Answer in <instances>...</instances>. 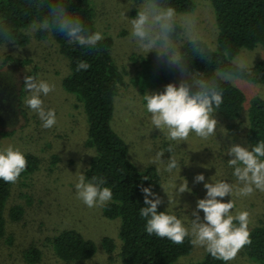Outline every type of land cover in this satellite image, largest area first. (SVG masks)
Instances as JSON below:
<instances>
[{"label":"rangeland","instance_id":"rangeland-1","mask_svg":"<svg viewBox=\"0 0 264 264\" xmlns=\"http://www.w3.org/2000/svg\"><path fill=\"white\" fill-rule=\"evenodd\" d=\"M136 0H90L95 31L102 32L111 40L110 53L117 72L116 92L113 97L111 125L124 139L128 156L138 168L154 166L161 179L157 193L162 205L171 215H176L190 226L192 211L196 202L206 196L204 182L194 183L197 174L205 176V182L226 180L236 184L233 169L228 166L226 155L231 144L249 147L244 136L248 122V109L254 96L264 98V83L247 78L231 82L240 88L245 96L241 115L234 121L240 123L241 131L231 133L228 125L231 118H225L217 111L216 135L207 140L194 133L187 142L167 140L159 129L153 128L150 114L146 111L145 93L161 92L169 83L179 84L180 74L175 70L172 77L157 80L154 65L158 61L155 52L146 56L134 45L129 36L128 23L122 12L127 11ZM191 11L198 15L202 30L209 45H218V27L215 10L211 0H194ZM185 12L183 10H179ZM135 15L132 8L126 12ZM21 31L27 36L26 43L17 40L14 44L0 42V150L9 144L21 152L32 153L39 159V165L24 174L12 184L10 195L5 203L6 230L0 238V264H124L121 255L120 217H108L102 207L88 208L76 197L75 184L78 177L95 153L94 146L88 143V119L83 101L74 91L66 89L63 78L69 73V61L61 52L59 43L51 33H29L28 27ZM235 56L243 57L250 65L264 59V45L242 47ZM166 65V64H165ZM158 74L161 75L158 70ZM32 75L55 85V90L41 96L45 109H54L57 123L50 129L42 127L38 116L25 104L30 95L24 90V77ZM173 146L181 168L169 174L164 171ZM163 152L162 163L153 164L156 153ZM188 182L189 192H174L177 182ZM172 203L169 204L168 195ZM231 196L223 198L228 202ZM235 202L233 213L246 210L250 213L249 228L264 221V193L255 192L252 196L241 197L233 194ZM20 205L18 219L10 215L11 207ZM201 219L203 212L200 211ZM73 228L96 245L89 258L66 260L58 256L53 245L54 236L63 229ZM110 237L114 247L107 251L103 238ZM31 248L40 251L37 261H29L26 253ZM206 252L203 248L192 249L178 258V262L190 263L201 259ZM249 256L244 248L230 264H263Z\"/></svg>","mask_w":264,"mask_h":264},{"label":"clouds","instance_id":"clouds-1","mask_svg":"<svg viewBox=\"0 0 264 264\" xmlns=\"http://www.w3.org/2000/svg\"><path fill=\"white\" fill-rule=\"evenodd\" d=\"M71 0H33L37 15L28 27V32L55 33L63 36L69 45L82 48H95L104 39L102 32L90 31L81 19L69 9ZM135 9L134 16L126 12ZM127 11L122 12L128 23L129 36L135 47L145 56L155 52L158 61L174 68L180 74L179 84L169 83L161 92L145 93L146 111L150 114L153 128L159 129L167 140L187 142L190 134L207 140L216 135L218 125L214 117L216 109L223 103L221 82L231 83L250 75L248 62L241 56H234L228 49L223 57L227 63L219 59L209 45L202 30L200 19L191 11H179L172 0H136ZM0 41L5 47L18 43L9 26L0 21ZM199 57L207 66L215 65L211 76L205 72L190 70L191 60ZM90 65L85 61L77 64V71L87 70ZM24 90L28 95L24 104L34 112L42 127L50 129L57 123L54 109H45L41 96H47L55 90V85L32 75L24 77ZM167 152L170 158L164 171L171 174L181 168L173 155V146L169 144ZM163 152H158L153 164L162 163ZM226 155L228 166L233 169L232 175L236 184L226 180L211 179L205 182L203 174L194 177V183H203L206 196L196 202L192 211L190 226H186L176 215L166 211H158L163 203L161 197L151 187L140 186L144 196V207L139 214L146 221L145 231L158 238H166L173 244H183L188 238L192 246L203 248L213 259L230 264L238 253L251 244L249 225L250 213L246 210L233 213L235 193L241 197L252 196L259 191L264 193V140L250 147L231 144ZM25 155L13 145L0 150V180L15 184L26 170ZM157 171H160L157 168ZM147 179V178H144ZM103 177L92 176L87 179L81 173L75 184L76 197L88 208L102 207L111 201L113 193L105 186ZM166 192L164 186H161ZM179 196L189 192L186 179L173 185ZM168 195V194H167ZM231 196L228 202L223 198ZM169 204L172 198L169 197ZM203 212L201 219L200 211Z\"/></svg>","mask_w":264,"mask_h":264},{"label":"trees","instance_id":"trees-1","mask_svg":"<svg viewBox=\"0 0 264 264\" xmlns=\"http://www.w3.org/2000/svg\"><path fill=\"white\" fill-rule=\"evenodd\" d=\"M211 1L218 27V45L213 49L221 61H228V58L223 57L225 49L235 56L242 47H253L259 43L264 45V0ZM172 3L183 11L195 7L194 0H172ZM69 9L81 19L87 29L95 31L90 0H71ZM36 15L33 0H0V21L9 26L20 43L27 41V36L21 29L30 24ZM51 34L69 61L70 71L63 78L62 84L66 89L76 92L83 101L89 124L88 143L95 148L84 175L87 179L92 176L103 177L106 180L105 186L113 193L111 201L102 206V211L108 217H120L119 235L124 264H223L208 253L194 262H178L179 256L188 253L193 247L188 238L183 244L177 245L166 238L146 233V221L139 214L140 208L145 206L140 186L151 187L156 192L161 179L154 166L137 167L128 156L126 142L111 125L113 97L118 79L110 53L111 40L104 37L95 48H82L69 45L59 34ZM80 61L87 62L90 67L86 71H77ZM154 67L157 70V80L172 77L175 73L174 68L165 64L157 63ZM249 67L250 75L245 78L264 83V59ZM214 68V64L207 66L199 57L193 58L190 63V70L205 72L207 76L212 75ZM220 87L224 94L223 103L216 111L225 118H231L229 132L241 131V124L234 120L241 115L244 93L232 83L221 82ZM244 136L249 147L264 140V98L260 96H254L250 101ZM22 153L27 159L24 174L35 169L39 165V159L32 153ZM11 187L12 184L0 180V238L6 230L4 210ZM21 211L22 207L15 205L11 207L10 215L18 219ZM158 211L170 214L162 204L158 206ZM249 231L251 244L245 246L244 251L264 262V221L254 224ZM53 245L57 255L66 260L89 258L96 250L92 239L84 237L73 228L58 232L53 238ZM103 245L107 251H112V238L104 237ZM26 258L32 262L37 261L40 251L31 248L27 251Z\"/></svg>","mask_w":264,"mask_h":264}]
</instances>
